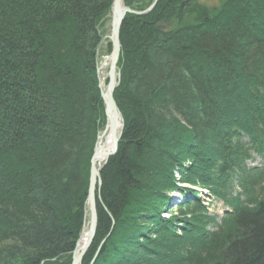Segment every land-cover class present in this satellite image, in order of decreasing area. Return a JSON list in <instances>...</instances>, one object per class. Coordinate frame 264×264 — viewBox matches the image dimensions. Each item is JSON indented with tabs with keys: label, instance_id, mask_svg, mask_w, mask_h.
Wrapping results in <instances>:
<instances>
[{
	"label": "trees",
	"instance_id": "1",
	"mask_svg": "<svg viewBox=\"0 0 264 264\" xmlns=\"http://www.w3.org/2000/svg\"><path fill=\"white\" fill-rule=\"evenodd\" d=\"M113 4L0 0V264H72ZM120 40L124 128L82 264H264V0H157L126 15Z\"/></svg>",
	"mask_w": 264,
	"mask_h": 264
},
{
	"label": "water",
	"instance_id": "2",
	"mask_svg": "<svg viewBox=\"0 0 264 264\" xmlns=\"http://www.w3.org/2000/svg\"><path fill=\"white\" fill-rule=\"evenodd\" d=\"M156 3H157V0H155L152 3V5L149 7L147 11H150L155 6ZM147 11L138 12V11L133 10L129 6H127L124 0H114L112 12H111L112 13V30H111L112 51L109 56L110 62H109V70H108V83L105 89L103 88L102 82L100 79L101 95L105 103V113L107 116L106 125L110 128V131L113 137V149L106 153V160L103 163V165L107 162L109 157L114 155L116 151L118 150L120 137H121V134L124 128V118L122 116V113L114 97L115 89L118 86L119 80H120V72L118 70V61H119L120 54H121V40H120L121 27L128 13L142 14ZM120 115L122 116V128H121L120 135H117L116 134L117 118ZM96 148H95V153L91 160V176H90V185H89L88 201H87L88 206H89V212H90V215H89L90 218H89V224H88L89 236L83 248L80 250V252L76 253L78 249V245H79V241H78L76 250L74 251V257H73L72 264H82V260L85 254L87 253L88 249L92 245L94 238L96 236V232H97V227H98L97 198H98V194L100 192V188L102 185V178L100 175V171L103 165L98 167L96 164V157L98 155V151ZM105 240L106 239H104L103 243L105 242ZM96 257H97V254L91 264H94Z\"/></svg>",
	"mask_w": 264,
	"mask_h": 264
},
{
	"label": "rangeland",
	"instance_id": "3",
	"mask_svg": "<svg viewBox=\"0 0 264 264\" xmlns=\"http://www.w3.org/2000/svg\"><path fill=\"white\" fill-rule=\"evenodd\" d=\"M201 1L202 2H207L208 4H216L218 2V0H201ZM135 11H137V10H135ZM138 12H141V11H138ZM111 30H112V13H111V15H110V17L108 19L107 25H106V35L104 37V43L101 45V48H100V52L101 53H100V58H99L100 62L99 63H100V66L103 68V69L102 68L100 69V79H101L102 86H103L104 89L106 88L107 83H108L107 82L108 81V70H109V62H110L109 54H108V42H109V39L111 37ZM106 123H107V120H106ZM106 123L104 124V128L106 126ZM250 163L251 164H260L261 163V159L260 158H256ZM180 187H184L185 189H187V192H190V193H192V191L197 189V190L201 191V193H203L201 195L202 198L204 197L203 195L209 193L208 190L203 189L200 186H196L195 187V185L184 184V185H182ZM183 200H184V198L180 195L179 190H174V191L170 192V205H171V207L174 210L177 209L176 207ZM205 201H206V203H208L207 199H205ZM209 203L211 204L209 206L210 214H212V215H222L224 213L225 206L223 205L222 202L213 200V201H210ZM87 212H88V216H87L88 219H87L86 225L89 224V218H90V216H89L90 215L89 206H88V211ZM164 215L168 216L167 213H165ZM86 225H85V227H86ZM85 227H84L82 233L84 232ZM82 233H81V235H82ZM78 241H80V238H79ZM77 244H78V242H77ZM77 244H76V246H77ZM75 250H76V248H75ZM74 251H73V257H74Z\"/></svg>",
	"mask_w": 264,
	"mask_h": 264
},
{
	"label": "bare ground",
	"instance_id": "4",
	"mask_svg": "<svg viewBox=\"0 0 264 264\" xmlns=\"http://www.w3.org/2000/svg\"><path fill=\"white\" fill-rule=\"evenodd\" d=\"M101 68L102 67L99 65V67H98L99 87H100V69ZM105 116H106V113H105ZM106 119H107V116H106ZM121 128H122V116L120 115L117 118V127H116V134L117 135H120ZM103 129L104 130H102L98 135L99 140L97 142V146H95V148L97 147L96 149L98 151V155L96 157V164L98 167L103 165V163L105 162L106 153L113 149V137H112L110 128L106 125L105 128H103ZM94 153H95V149H94ZM94 153H93V155H94ZM93 155H92V157H93ZM91 160H92V158H91ZM176 173H177L176 177L179 179L180 175L178 172H176ZM86 223H87V221H86ZM88 236H89V227H88V225H86L85 230L81 235V239L79 241V245H78V249H77L76 253H79L80 250L83 248L84 244L86 243V241L88 239Z\"/></svg>",
	"mask_w": 264,
	"mask_h": 264
}]
</instances>
